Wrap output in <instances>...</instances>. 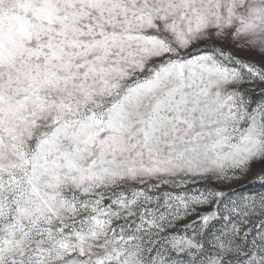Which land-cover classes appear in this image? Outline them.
Listing matches in <instances>:
<instances>
[{
    "label": "snow or ice",
    "instance_id": "snow-or-ice-1",
    "mask_svg": "<svg viewBox=\"0 0 264 264\" xmlns=\"http://www.w3.org/2000/svg\"><path fill=\"white\" fill-rule=\"evenodd\" d=\"M0 264H264V0H0Z\"/></svg>",
    "mask_w": 264,
    "mask_h": 264
}]
</instances>
